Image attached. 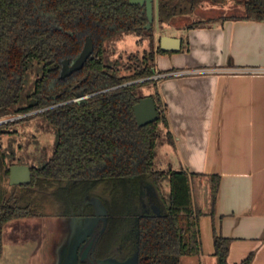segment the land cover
I'll return each instance as SVG.
<instances>
[{
  "label": "trees",
  "instance_id": "obj_1",
  "mask_svg": "<svg viewBox=\"0 0 264 264\" xmlns=\"http://www.w3.org/2000/svg\"><path fill=\"white\" fill-rule=\"evenodd\" d=\"M215 2L157 0L158 21L168 24L189 16L205 3L222 5ZM235 3L242 15L223 20L264 21V0ZM143 10L129 0H0V118L31 114L0 125V141L11 134L9 126L36 117H44L57 134L50 160L31 167V184L13 187L10 193L4 184L10 166L0 145V235L16 219L93 215L87 201L95 197L108 210L99 255L122 247L125 258L138 251L139 264H181L183 258L200 257L199 221L205 213L193 206L195 175L155 169L160 125L169 128L155 58L167 52L156 46L153 28L145 29ZM125 34L147 37L150 50L131 56L127 66L111 65L106 46ZM87 36L94 43L93 55L83 69L61 79L62 61L75 58ZM144 86L155 87L149 97L158 120L139 127L133 108L146 97L136 93ZM79 92L89 96L85 102H73ZM166 139L174 143L169 131ZM165 181L168 198L163 195ZM219 183V176L210 177V216ZM230 246V239L215 234L217 264H230ZM253 257L240 264H250Z\"/></svg>",
  "mask_w": 264,
  "mask_h": 264
},
{
  "label": "crops",
  "instance_id": "obj_2",
  "mask_svg": "<svg viewBox=\"0 0 264 264\" xmlns=\"http://www.w3.org/2000/svg\"><path fill=\"white\" fill-rule=\"evenodd\" d=\"M222 17L155 34L156 46L163 36L181 40L155 58L157 77L173 74L157 81L174 142L165 152L195 175L194 208L205 213L202 253L181 264H217L215 234L231 240L230 264L251 254L250 264H264V21ZM211 176L220 177L214 216Z\"/></svg>",
  "mask_w": 264,
  "mask_h": 264
},
{
  "label": "rangeland",
  "instance_id": "obj_3",
  "mask_svg": "<svg viewBox=\"0 0 264 264\" xmlns=\"http://www.w3.org/2000/svg\"><path fill=\"white\" fill-rule=\"evenodd\" d=\"M215 1V3H222V5L213 7L208 2L203 7L207 9L200 8L189 16L176 17L168 24H161L157 16V0H154V39L155 34H179V31L183 30L184 27H190L212 17L242 15V9L236 5L235 0ZM149 42L147 37L125 34L107 44V61L111 65L118 63L121 67L127 66L131 56L135 54L143 56L146 51L150 50ZM124 72L121 71V73ZM155 91L154 86H144L136 93L141 96H151L155 94ZM13 118L17 117L11 116L3 119V121ZM7 130L11 134L2 138L1 145L9 153H16L17 160L21 163L36 167L46 163L52 157L57 134L44 117L14 123ZM166 133V127L161 124L155 169L179 171L180 167L176 164L177 161L170 158L165 152L168 147ZM162 188L164 197L168 198L169 182L165 181ZM192 199L194 206L193 191ZM82 224L83 221L74 219L51 218H29L12 221L3 230V251L0 256V264H57L65 254L71 237L81 229ZM90 224L88 222V225Z\"/></svg>",
  "mask_w": 264,
  "mask_h": 264
},
{
  "label": "water",
  "instance_id": "obj_4",
  "mask_svg": "<svg viewBox=\"0 0 264 264\" xmlns=\"http://www.w3.org/2000/svg\"><path fill=\"white\" fill-rule=\"evenodd\" d=\"M130 5L145 7L144 13L148 18V23L145 26L146 30L153 28L154 22V0H129ZM160 49L164 52H176L181 48V40L167 36H163L159 40ZM94 53V43L90 36L85 39L82 51L72 59V61L65 59L62 62V69L60 78L65 79L83 69L84 65L91 58ZM89 96H86L84 92H79L76 95V99L73 102H85ZM134 114L139 127L149 125L158 120V113L155 101L152 97H145L141 99L134 106ZM10 185L20 186L28 185L31 183V169L29 166H13L10 168ZM155 195V193H154ZM87 203L95 209V217L93 218H51V219H74L83 221L81 229L71 237L65 254L60 258L57 264H76L77 261V246L86 239L87 235L91 234L99 221H103L105 226L108 221V210L98 198H90ZM155 213L159 214V207L153 205ZM88 222L91 224L88 225ZM1 245V243H0ZM92 246V244H91ZM100 264H139V253L136 251L130 259L124 262H118L113 259L105 260Z\"/></svg>",
  "mask_w": 264,
  "mask_h": 264
},
{
  "label": "flooded vegetation",
  "instance_id": "obj_5",
  "mask_svg": "<svg viewBox=\"0 0 264 264\" xmlns=\"http://www.w3.org/2000/svg\"><path fill=\"white\" fill-rule=\"evenodd\" d=\"M143 8H144L143 13H144L145 7H143ZM68 60L72 61V59H68ZM9 135L10 134H6L3 137L9 136ZM0 145H1V141H0ZM2 148L4 149L5 154H6L5 162L7 165L10 166V168L13 166H22V165L28 166L26 164L21 163L19 160H17L16 153H14V152L9 153L6 150V148H4L3 146H2ZM12 154H14L13 157H12ZM29 167L31 169V167H35V166H29ZM36 167H38V166H36ZM9 176H10V174H9ZM9 176L4 183L6 191L8 193H10V191L12 190L13 187H20L21 188L23 186H29L31 184L30 183L28 185L11 186ZM31 181H32V173H31ZM93 217H95V209H94L93 215L77 216V217H73V218H93ZM32 218H41V217H32ZM43 218H50V217H43ZM24 219H29V218H22V219H16V220H24ZM13 221H15V220H13ZM10 222H12V221H10ZM107 226H108V221H107L106 226H105L103 221H99V223L95 227L94 231L91 234L87 235L86 239H84L83 241H81L78 244L77 251H76V255H77L76 264H100L101 262H103L105 260H109V259H113V260H116L118 262H124V261L130 259L131 257H133L134 254L132 253V255L125 258L124 257L125 256L124 255V249H122V247H118L117 250L113 251L109 256H106V254L105 255H99L98 243H99L101 237L103 236V234L105 233ZM3 230H4V228H3ZM3 230H2V233L0 235V243H1V245H0V256L2 255V251H3L2 250ZM91 244H92V246H91Z\"/></svg>",
  "mask_w": 264,
  "mask_h": 264
},
{
  "label": "built area",
  "instance_id": "obj_6",
  "mask_svg": "<svg viewBox=\"0 0 264 264\" xmlns=\"http://www.w3.org/2000/svg\"><path fill=\"white\" fill-rule=\"evenodd\" d=\"M173 74H162V75H160V76H156L155 77V79H162V78H166V77H171ZM31 114H28V115H15V117H17V118H13V119H9V120H4L3 121V119H6V118H9V117H11V116H6V117H3V118H0V125H2V124H5V123H8V122H12V121H15V120H20V119H23V118H25V117H28V116H30Z\"/></svg>",
  "mask_w": 264,
  "mask_h": 264
}]
</instances>
